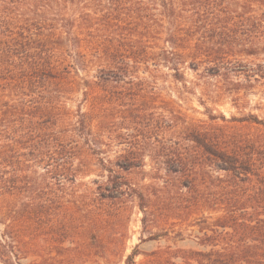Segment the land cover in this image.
<instances>
[{
  "label": "trees",
  "instance_id": "trees-1",
  "mask_svg": "<svg viewBox=\"0 0 264 264\" xmlns=\"http://www.w3.org/2000/svg\"><path fill=\"white\" fill-rule=\"evenodd\" d=\"M62 1L0 0V30L14 22L15 9L22 10L26 27L17 45L0 37V198L6 193L5 169L10 158L17 168L33 162L47 166L59 186L75 182L87 165L93 140L99 139L93 133L94 121H98V130L107 123L103 114H81L73 123L69 115L57 111L58 101L48 88L60 81V64L53 61L47 40L26 39L33 21L30 17L39 18ZM100 2L102 9L83 13L80 20L63 23L60 30L70 39H78L80 48L87 47L94 61L109 63L92 82L103 90L126 84L124 77L150 61H163L177 81L184 79L182 65L189 60L193 70L198 69L194 64L200 63L220 68L221 59L226 60L237 47L227 38L233 20L245 19L258 30L246 33L249 54L256 53L254 43L264 26V20L254 15L257 6L264 7V0ZM126 24L134 27L128 35L123 32ZM156 69L149 72L153 77L159 72ZM131 122L136 125L134 135L109 137L127 147L116 165L125 172L143 168L148 155L156 164L152 178L163 182L144 190L128 187L140 200L144 226L154 222L160 227L175 218L181 226L197 227L199 232L198 248H159L143 253L145 264H264V161L253 139L227 133L216 125L178 128L173 117L150 119L145 130L141 122ZM166 132L169 137L162 136ZM76 160L81 164L74 168ZM108 173L104 188L109 197L127 194L115 169L109 168ZM161 196L170 198L167 208L153 200ZM176 238L184 239V230L177 232ZM138 254L135 250L126 264H137Z\"/></svg>",
  "mask_w": 264,
  "mask_h": 264
},
{
  "label": "rangeland",
  "instance_id": "rangeland-1",
  "mask_svg": "<svg viewBox=\"0 0 264 264\" xmlns=\"http://www.w3.org/2000/svg\"><path fill=\"white\" fill-rule=\"evenodd\" d=\"M101 6L100 0H63L39 18L34 14L30 17L33 21L26 39L47 40L53 61L60 64V81L48 88L58 101L57 111L69 115L73 123L81 114L106 115L107 123L98 130V121H94L93 133L99 139L93 140L87 165L75 182L65 181L64 186L58 185L47 166L33 162L17 168L10 158L5 169L6 193L0 198V264H126L135 250L139 252L135 262L145 264L143 253L159 248H198V228L181 226L175 218L160 227L154 222L144 226L140 200L128 187L144 190L147 185L158 187L163 182L152 178L156 164L148 155L143 168L125 172L116 165L127 147L109 137L134 135L136 125L131 121L141 122L144 130L157 116L167 120L173 117L178 128L193 125L208 129L216 125L227 133L253 139L264 161V124L253 119L264 123V26L254 43L256 53L249 54L246 33L258 30L245 19L233 20L227 38L237 47L226 60L221 59L220 68L214 63H200L194 64L198 69L193 70L189 60L182 65L184 79L177 81L163 61H150V65L143 64L138 72L124 77L126 84L103 90L92 82L99 69H108L109 63L94 61L87 47L80 48L78 39H70L60 30L63 23L78 21L83 13L98 11ZM14 12V22L0 30V37L17 45L26 27L22 10ZM254 15L264 20V7L257 6ZM123 28L128 35L134 27L126 24ZM156 68L159 72L153 73L154 78L149 72ZM137 109L145 113L138 115ZM165 134L168 132L162 136ZM80 162L76 160L74 168ZM109 168L115 169L127 194L109 197L104 188ZM153 200L167 208L170 198ZM181 230L184 239L179 240L176 236Z\"/></svg>",
  "mask_w": 264,
  "mask_h": 264
}]
</instances>
